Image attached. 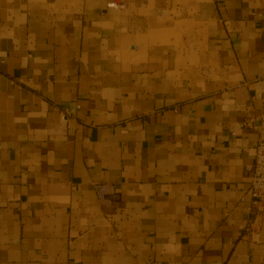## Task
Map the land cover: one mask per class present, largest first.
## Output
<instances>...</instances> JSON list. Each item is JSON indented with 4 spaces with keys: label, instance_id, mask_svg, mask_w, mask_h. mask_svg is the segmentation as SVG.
<instances>
[{
    "label": "crops",
    "instance_id": "obj_1",
    "mask_svg": "<svg viewBox=\"0 0 264 264\" xmlns=\"http://www.w3.org/2000/svg\"><path fill=\"white\" fill-rule=\"evenodd\" d=\"M108 1L0 0V264H264V0Z\"/></svg>",
    "mask_w": 264,
    "mask_h": 264
},
{
    "label": "built area",
    "instance_id": "obj_2",
    "mask_svg": "<svg viewBox=\"0 0 264 264\" xmlns=\"http://www.w3.org/2000/svg\"><path fill=\"white\" fill-rule=\"evenodd\" d=\"M128 0H109V8H120ZM244 126L254 128L258 132V139L255 145L254 161L248 166V170L252 173L250 181V197L251 204L249 211L251 217L247 228L252 226L257 212L260 208L264 209V108L257 110L248 116L243 121ZM94 189L98 200L102 204H106L114 190L112 186L106 182H97L94 184Z\"/></svg>",
    "mask_w": 264,
    "mask_h": 264
}]
</instances>
